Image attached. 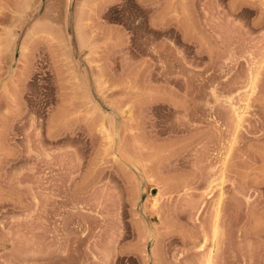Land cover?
I'll list each match as a JSON object with an SVG mask.
<instances>
[{"label": "rangeland", "instance_id": "obj_1", "mask_svg": "<svg viewBox=\"0 0 264 264\" xmlns=\"http://www.w3.org/2000/svg\"><path fill=\"white\" fill-rule=\"evenodd\" d=\"M209 250L264 264V0H0V264Z\"/></svg>", "mask_w": 264, "mask_h": 264}, {"label": "bare ground", "instance_id": "obj_2", "mask_svg": "<svg viewBox=\"0 0 264 264\" xmlns=\"http://www.w3.org/2000/svg\"><path fill=\"white\" fill-rule=\"evenodd\" d=\"M234 109H235L234 114H235L236 119H237V121H236L237 124L236 123L235 124L238 125V124H240V121L242 119V114L244 113V111H242L241 107H235ZM222 177L223 176H222V173H221L220 179H222ZM221 194L222 193H219V196L217 198H220ZM217 201H218V199H217ZM214 228H215V226H214ZM204 264H211V252H210V250H209V252L207 254V257H206V260H205Z\"/></svg>", "mask_w": 264, "mask_h": 264}]
</instances>
